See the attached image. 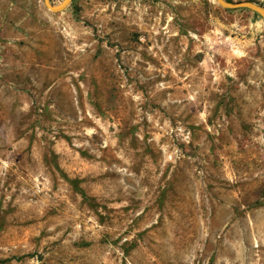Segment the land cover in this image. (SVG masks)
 I'll return each instance as SVG.
<instances>
[{"label": "rangeland", "instance_id": "374dc122", "mask_svg": "<svg viewBox=\"0 0 264 264\" xmlns=\"http://www.w3.org/2000/svg\"><path fill=\"white\" fill-rule=\"evenodd\" d=\"M0 264H264V20L0 0Z\"/></svg>", "mask_w": 264, "mask_h": 264}, {"label": "water", "instance_id": "95a60500", "mask_svg": "<svg viewBox=\"0 0 264 264\" xmlns=\"http://www.w3.org/2000/svg\"><path fill=\"white\" fill-rule=\"evenodd\" d=\"M72 0H64L58 6H52L50 0H43L45 7L52 13H62ZM224 10L246 9L258 15L264 20V7L251 2H227L226 0H214Z\"/></svg>", "mask_w": 264, "mask_h": 264}, {"label": "trees", "instance_id": "16d2710c", "mask_svg": "<svg viewBox=\"0 0 264 264\" xmlns=\"http://www.w3.org/2000/svg\"><path fill=\"white\" fill-rule=\"evenodd\" d=\"M227 2H231L230 0H226ZM252 3V2H251ZM256 4V3H254ZM258 5V4H257ZM260 6V5H259ZM254 16L258 17V15L254 14Z\"/></svg>", "mask_w": 264, "mask_h": 264}]
</instances>
